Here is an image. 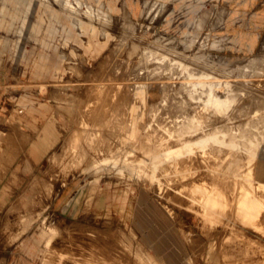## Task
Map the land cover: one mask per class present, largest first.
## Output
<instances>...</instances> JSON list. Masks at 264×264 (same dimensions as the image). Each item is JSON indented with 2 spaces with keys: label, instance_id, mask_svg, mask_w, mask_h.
<instances>
[{
  "label": "rangeland",
  "instance_id": "1",
  "mask_svg": "<svg viewBox=\"0 0 264 264\" xmlns=\"http://www.w3.org/2000/svg\"><path fill=\"white\" fill-rule=\"evenodd\" d=\"M54 1L59 0H15L9 7L0 2V49L10 50L12 66L21 62L25 47L38 45L32 23L36 6ZM141 1L138 19L125 8L114 17L100 1L61 0L65 11L100 26L108 43L95 62L77 52L68 67L69 82L54 89L59 101L50 100L64 136L53 153L64 151V164L74 174L67 183L80 181L93 190L106 185L121 206L120 213L102 222H74L106 237L75 233L72 250L78 254L91 243L117 244L107 234L123 230L160 264H264V183L253 176L256 153L264 152V26L257 45L241 51L234 44L239 38L232 36L239 33L227 27L234 21L239 28L250 25L249 16L234 13L241 0H196L200 3L175 8L176 13L172 7L185 0L170 6ZM251 1L264 5V0ZM8 74L0 73V94L12 97L19 83ZM101 83L105 94L100 91L98 101L90 103L87 96ZM134 87L141 88L137 97L125 92ZM121 88L130 99L122 97ZM9 106L5 115L18 113L13 99ZM5 130L0 122V135ZM256 169L259 175L261 160ZM62 186L56 184L57 191ZM241 200L257 202V218ZM14 201L0 210V225ZM46 215L72 223L50 207ZM38 226L20 242L5 245L0 239V264H41L44 239L35 256L19 249L38 236ZM62 242L54 239L57 248Z\"/></svg>",
  "mask_w": 264,
  "mask_h": 264
},
{
  "label": "crops",
  "instance_id": "2",
  "mask_svg": "<svg viewBox=\"0 0 264 264\" xmlns=\"http://www.w3.org/2000/svg\"><path fill=\"white\" fill-rule=\"evenodd\" d=\"M3 1H6L9 7L15 0H0ZM82 1L90 4L100 1L114 17L122 15L125 8L130 17L139 19L143 8L141 0ZM162 1V4L170 6L178 0ZM195 3L200 2L185 0L180 6L172 7L173 13L177 12L175 8L186 7L187 10ZM238 4L240 5L234 13L238 14V17L249 16L250 25L245 24L246 27L239 28L241 26H238V21H234L228 23L227 27L229 31L239 33L232 35L233 38H239L238 42L234 43L236 48L248 51L257 45L260 30L264 26V5H260V1L251 0H241L234 6ZM36 7L32 23L36 24L34 30L38 33V45L23 49L20 54L23 59L21 58L17 67L8 61L10 50L0 49V73H9L13 81L19 83L17 95L10 97L4 93L0 94V122L6 126V130L0 135V210L6 207L8 201L16 199L4 213L0 225V239L5 245L20 242L39 224L38 236L27 244L21 242L19 249L27 250L30 256H35L38 243L44 239L41 264H66L68 261L72 264H160L140 244L133 243V233L128 236L123 230H112L107 234V237L117 238V244L91 243L87 249L80 247L78 254L72 250L75 233H86L95 238L106 237L102 230L86 229L77 223L90 218L102 222L105 217L120 213V198L117 199L103 184L93 190L86 186L81 187L80 181L67 183L74 174L71 173L70 167L64 164V151L61 149L53 153L62 142L64 132L55 114L54 101H51L50 97L55 98L53 92L57 86L69 82L71 76L68 67L77 52L85 60L95 62L104 55L108 37H103L101 27L94 22L77 18L65 11L61 0L40 3ZM8 17L10 22L11 15ZM63 43L68 45L64 46ZM11 69L20 74L10 73ZM10 99H13L18 113H10L8 116L5 113L13 108L9 106ZM262 150L256 153L253 176L255 180L259 179L264 183ZM259 160L261 171L257 175ZM46 161L48 163L40 174L31 177ZM56 184L63 186L57 191ZM49 207L54 214L72 223L49 218L46 215ZM154 236L155 233H151V237ZM56 237L64 241L60 248L54 244Z\"/></svg>",
  "mask_w": 264,
  "mask_h": 264
},
{
  "label": "bare ground",
  "instance_id": "3",
  "mask_svg": "<svg viewBox=\"0 0 264 264\" xmlns=\"http://www.w3.org/2000/svg\"><path fill=\"white\" fill-rule=\"evenodd\" d=\"M155 49H156V48H155ZM140 62H141V61H140ZM166 71H167V70H166ZM194 74H195V73H194ZM158 77H159V76H158ZM98 78H99V77H98ZM102 79H103V78H101L100 80H102ZM105 79H106V77H105ZM103 80H104V79H103ZM110 80H111V78H110ZM163 80H164V79H163ZM106 81H107V79H106ZM100 82H102V81H100ZM103 82H104V81H103ZM107 84H108V81H107ZM95 85H96V83H95ZM104 85H105V83H103V84L101 83L100 85H97L95 88H93V91L87 96V98H89L88 101H89L90 103H94V102H97V101H98V97L96 98V96H97V94L100 93V91L104 90V89H103V86H104ZM123 85H125V84H123ZM126 85H128V84L126 83ZM92 86H93V85H92ZM130 86H131V85H130ZM130 86H129V90H130V88H131ZM134 86H135V85H134ZM139 87H141V86H139ZM139 87H138V88H135V87H134L133 90L131 89L133 92H132V91H129V90L126 91L128 88H127L126 90H125V88H124V90H125V92H128L129 94H132V95H134L135 97H137V96L135 95V91L141 89V88H139ZM107 88H109V87H107ZM122 88H123V87H122ZM122 88H121V89H122ZM87 89H88V88H87ZM161 89H162V88H161ZM161 89H160V90H161ZM169 89H170V88H169ZM105 90H106V89H105ZM118 90H119V89H118ZM122 90H123V89H122ZM124 90H123V92H124ZM87 91H88V90H87ZM88 92H89V91H88ZM102 92H103V91H102ZM119 92H120V91H119ZM123 92L121 91V93H123ZM125 92H124V95L122 94V97H123V98H125L124 96H126V95H125V94H126ZM141 92H142V91H141ZM154 92H155V91H154ZM103 93H104V92H103ZM107 93H108V92H107ZM107 93H106V94H107ZM104 94H105V93H104ZM104 94H102V95H104ZM100 95H101V93L99 94V97H100ZM108 95H109V94H108ZM199 95H200V94H199ZM118 96H119V95H118ZM127 96H129V98H128ZM127 96H126V98L130 99L131 95H128V94H127ZM109 97H110V96H109ZM109 97H108V98H109ZM132 97H133V96H132ZM104 98H105V97H104ZM111 98H112V97H111ZM133 98H134V97H133ZM106 100H108V99H106ZM111 100H112V99H110V101H111ZM123 100H124V99H123ZM123 100H122V101H123ZM113 101H114V100H113ZM117 101H118V100H117ZM119 101H120V100H119ZM119 101H118V102H119ZM126 101H127V99H126ZM126 101H125V102H126ZM129 101H130V100H129ZM123 102H124V101H123ZM125 102H124V103H125ZM130 102H131V101H130ZM132 102H133V101H132ZM98 103H99V102H98ZM107 103H109V101H108ZM119 103L121 104L122 102H119ZM124 103H123V104H124ZM127 103H129V102H127ZM111 104H112V103H110V106H111ZM91 105H94V104H91ZM118 105H119V104H118ZM121 106H122V105H121ZM121 106H119V107L122 108L123 106H122V107H121ZM131 106H132V105H131ZM134 106H136V104H134ZM139 106H140V105H139ZM151 106H152V105H151ZM92 107L94 108V106H92ZM92 107H91V108H92ZM114 107H115V106H114ZM124 107H125V106H124ZM148 107H149V105H148ZM174 107H175V106H174ZM125 108H126V107H125ZM128 108H129V109H132V108H130V107H128ZM154 108H155V107H154ZM171 108H173V107L171 106ZM100 109H101V108H100ZM112 109H113V108H112ZM122 109H123V108H122ZM174 109H175V108H174ZM182 109H183V107H182ZM110 110H111V108H110ZM116 110H117V109H115V111H116ZM178 110H179V109H178ZM178 110H177V111H178ZM90 111H91V109H90ZM92 111H93V110H92ZM92 111H91V113H94V112H96V111H98V110H96V111L94 110L93 112H92ZM101 111H102V109H101ZM119 111H120V109H119ZM119 111H117V112H119ZM121 111H122V110H121ZM125 111H126V110H125ZM132 111H133V109H132ZM113 112H114V111H113ZM117 112H116V113H117ZM80 113H82V111H80ZM103 113H105V112L103 111ZM119 113H120V112H119ZM94 114H95V113H94ZM99 114H100V112H99ZM101 114H102V113H101ZM125 114H126V113H125ZM125 114H124V115H125ZM126 115H127V114H126ZM126 115H125V116H126ZM95 116H96V115H95ZM103 116H104V114H103ZM122 118H124V117H122ZM125 118H126V117H125ZM122 120H123V119H121V122H120V123H123ZM126 120H127V119H126ZM123 121H124V120H123ZM124 122H125V121H124ZM127 122H128V121H127ZM125 123H126V122H125ZM89 124H90V123H89ZM162 124H164V123H162ZM108 125H109V124H108ZM110 125H111V124H110ZM119 125L121 126V124H119ZM119 125H118V126H119ZM124 125H125V124H124ZM158 125H159V124H158ZM13 126H14V125H13ZM114 126H115V124H114ZM122 126H123V125H122ZM125 127H126V125H125ZM169 127H170V126H169ZM169 127H168V128H169ZM180 127H181V126H180ZM180 127H179V128H180ZM224 127H225V126H224ZM104 128H105V127H104ZM113 128H114V127H113ZM117 129H118V127H117ZM120 129H121V127H120ZM123 129H124V128H123ZM173 129H175V128H173ZM108 130H109V129H108ZM112 130H113V129H112ZM114 130H115V128H114ZM175 130H176V129H175ZM183 130H184V129H183ZM15 131H16V130H15ZM18 131H19V130H18ZM115 131H116V130H115ZM117 131H118V130H117ZM176 131H177V130H176ZM193 131H194V130H193ZM116 133H117V132H116ZM125 133H126V132H125ZM175 133H176V132H175ZM178 133H179V132H178ZM178 133H177V134H178ZM27 134H28V133H27ZM183 134H184V133H183ZM22 135H24V134H22ZM108 135H109V134H108ZM25 136H26V135H25ZM9 137H10V136H9ZM17 137H18V136H17ZM110 137H111V136H110ZM187 137H188V136H187ZM13 138H14V137H13ZM21 138H22V137H21ZM28 138H29V137H28ZM111 138H112V137H111ZM111 138H110V139H111ZM118 138H119V137H118ZM182 138H183V137H182ZM26 139H27V138H26ZM160 139H161V138H160ZM27 140H28V139H27ZM117 140H118V139H117ZM144 140H145V139H144ZM6 141H7V140H6ZM94 141H95V140H94ZM110 141H112V140H110ZM28 142H29V140H28ZM98 142H99V141H98ZM145 142H146V141H145ZM156 142H157V141H156ZM156 142H155V143H156ZM93 143H94V142H93ZM104 143H106V142L104 141ZM111 143H112V142H111ZM157 143H158V142H157ZM94 145H95V144H94ZM139 145H140V144H139ZM162 145H163V144H162ZM105 146H106V144H105ZM115 146H116V145H115ZM169 146H170V145H169ZM10 148H11V147H10ZM17 148H18V147H17ZM135 148H136V147H135ZM141 148H142V147H141ZM144 148H145V147H144ZM159 148H160V147H159ZM163 148H164V147H163ZM106 149H107V148H106ZM153 150H154V149H153ZM84 151H85V150H84ZM95 152H96V151H95ZM82 153H83V152H82ZM150 153H151V151H150ZM156 153H157V152H156ZM6 154H8V153H5V155H6ZM142 154H143V153H142ZM152 154H153V153H152ZM230 155H231V154H230ZM8 156H9V155H8ZM153 157H154V156H153ZM3 158H4V156H3ZM5 158H6V156H5ZM7 159H8V158H7ZM5 160H6V159H5ZM52 161H53V160H52ZM193 162H194V161H193ZM66 166H67V165H66ZM231 171H232V170H231ZM239 172H240V171H239ZM101 173H102V172H101ZM66 177H67V176H66ZM226 177H227V176H226ZM223 178H224V177H223ZM225 179H226V178H225ZM33 183H34V182H33ZM38 183H39V182H38ZM40 183H41V182H40ZM237 183H238V182H237ZM31 187H32V185H31ZM46 187H47V185H46ZM229 188H230V187H229ZM38 190H39V189H38ZM47 190H48V189H47ZM229 191H230V190H229ZM230 193H231V192H230ZM245 197H246V196H245ZM234 200H235V199H234ZM239 200H240V199H239ZM252 200H253V199H252ZM26 201H27V200H26ZM211 201H212V200H211ZM48 202H49V201H48ZM250 202H251V200H250ZM49 203H50V202H49ZM241 203H242V200H241ZM258 203H259V202H258ZM242 204H244L245 207H249L250 211L247 210V212H248L249 214H251V215L254 213L255 217L257 218L256 215H257L258 213H255V212L258 210V207H259V205L257 204V202H256V203H255V201H253V202H251V203H247V202H245V203H242ZM39 205H40V204H39ZM193 207H194V206H193ZM215 208H216V207H215ZM247 209H248V208H247ZM260 209H261V208H260ZM260 211H261V210H260ZM258 212H259V211H258ZM225 213H226V212H225ZM258 216H259V215H258ZM262 219H263V218H261V222L264 221V220H262ZM8 220H9V219H8ZM26 220H27V219H26ZM259 220H260V219H259ZM259 220H258V221H259ZM6 221H7V220H6ZM28 222H29V221H28ZM258 223H259V222H258ZM23 224H24V223H23ZM255 224H256V223H255ZM24 225H25V224H24ZM49 225H50V224H49ZM257 225H258V224H257ZM23 227H24V226H23ZM60 229H61V228H60ZM4 230H5V229H4ZM259 230H260V228H259ZM5 231H6V230H5ZM92 231H93V230H92ZM21 232H22V230H21ZM115 232H116V231H115ZM120 232H121V231H120ZM60 233H61V232H60ZM110 233H111V232H110ZM109 237H110V236H109ZM94 238H95V237H94ZM15 240H16V239H15ZM17 240H18V239H17ZM120 246H121V245H120ZM64 247H65V246H64ZM132 248H133V247H132ZM140 249H141V248H140ZM104 250H105V249H104ZM104 250H103V251H104ZM138 250H139V248H138ZM140 253H141V252H140ZM100 254H101V253H100ZM141 254H142V253H141ZM64 255H65V254H64ZM60 256H61V255H60ZM148 257H149V256H148ZM132 258H133V257H132ZM83 261H84V260H83ZM136 262H137V261H136ZM139 262H140V261H139ZM137 263H138V262H137ZM45 264H46V263H45Z\"/></svg>",
  "mask_w": 264,
  "mask_h": 264
}]
</instances>
